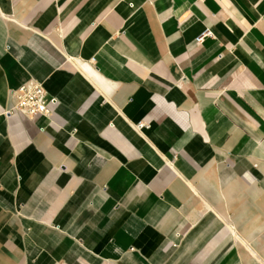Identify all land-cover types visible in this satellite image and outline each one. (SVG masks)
Listing matches in <instances>:
<instances>
[{
    "label": "crops",
    "instance_id": "1",
    "mask_svg": "<svg viewBox=\"0 0 264 264\" xmlns=\"http://www.w3.org/2000/svg\"><path fill=\"white\" fill-rule=\"evenodd\" d=\"M255 183L264 0H0V264H249Z\"/></svg>",
    "mask_w": 264,
    "mask_h": 264
},
{
    "label": "rangeland",
    "instance_id": "2",
    "mask_svg": "<svg viewBox=\"0 0 264 264\" xmlns=\"http://www.w3.org/2000/svg\"><path fill=\"white\" fill-rule=\"evenodd\" d=\"M243 189H240L241 197L229 207V214L232 219H238V226L240 232L247 236L248 240L252 243V246L259 252L260 258H254L250 256L249 264H264V214H260L258 218H254L252 214H249L250 208L261 200L264 196L263 186L259 183H255L252 186L251 199L244 198ZM257 210L253 214H257ZM238 247V245H237Z\"/></svg>",
    "mask_w": 264,
    "mask_h": 264
},
{
    "label": "built area",
    "instance_id": "3",
    "mask_svg": "<svg viewBox=\"0 0 264 264\" xmlns=\"http://www.w3.org/2000/svg\"><path fill=\"white\" fill-rule=\"evenodd\" d=\"M210 29H205L196 37V42L200 43L206 36H212ZM12 110H18L29 117L46 115L52 118L54 111L53 106L57 103L55 96H50L45 87L40 82H28L20 85L11 92ZM143 126L140 122L138 127Z\"/></svg>",
    "mask_w": 264,
    "mask_h": 264
}]
</instances>
